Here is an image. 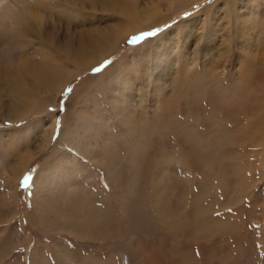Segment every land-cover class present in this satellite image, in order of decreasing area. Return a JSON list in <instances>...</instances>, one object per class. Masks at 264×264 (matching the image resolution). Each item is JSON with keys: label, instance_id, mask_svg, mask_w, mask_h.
<instances>
[{"label": "rangeland", "instance_id": "rangeland-1", "mask_svg": "<svg viewBox=\"0 0 264 264\" xmlns=\"http://www.w3.org/2000/svg\"><path fill=\"white\" fill-rule=\"evenodd\" d=\"M36 9L0 28V264H264V0Z\"/></svg>", "mask_w": 264, "mask_h": 264}, {"label": "bare ground", "instance_id": "bare-ground-1", "mask_svg": "<svg viewBox=\"0 0 264 264\" xmlns=\"http://www.w3.org/2000/svg\"><path fill=\"white\" fill-rule=\"evenodd\" d=\"M2 1H6V2L11 1L13 3L12 7H11V5H9V2H8L7 6L3 5L4 7L5 6L6 7L0 14V18H1L0 28H1V32L3 33L2 35H4L5 39H7L11 36H12V38L17 39L20 35L24 36L25 34L26 35L29 34L28 30L26 28L22 27V25L23 24L24 25L30 24L31 19L36 20V16H38V11H37L36 7L40 6V5L46 6L47 2H49V0H0V2H2ZM7 40L9 41V39H7ZM103 43H105V41H103L102 37L95 35V37H93L91 39L90 47L89 46H87V48L82 47L81 52L87 53L88 51L89 52L93 51V49H99L103 53L107 52L108 48L105 47L103 45ZM88 48H89V50H87ZM1 53L2 52H0V56L2 55ZM3 63H5V62H3ZM36 74L38 76V77H36V80L38 83H40L43 80H50L53 78H57V80H58L60 77V74L57 71L51 70L50 73H47L44 68H39L36 71L35 75ZM38 144H39V147L42 145L41 143H38ZM25 159H26V157H25ZM21 165H22V163H21ZM24 165H25L24 166V168H25L26 167V161H24Z\"/></svg>", "mask_w": 264, "mask_h": 264}, {"label": "water", "instance_id": "water-1", "mask_svg": "<svg viewBox=\"0 0 264 264\" xmlns=\"http://www.w3.org/2000/svg\"><path fill=\"white\" fill-rule=\"evenodd\" d=\"M140 38V35L132 36L131 42L137 41Z\"/></svg>", "mask_w": 264, "mask_h": 264}, {"label": "snow or ice", "instance_id": "snow-or-ice-1", "mask_svg": "<svg viewBox=\"0 0 264 264\" xmlns=\"http://www.w3.org/2000/svg\"><path fill=\"white\" fill-rule=\"evenodd\" d=\"M145 35L150 37V36L154 35V33L149 32V33H146ZM94 70L98 71L99 69H94ZM69 91H71V89H69Z\"/></svg>", "mask_w": 264, "mask_h": 264}]
</instances>
